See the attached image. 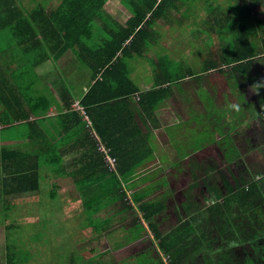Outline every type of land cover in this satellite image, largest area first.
I'll return each mask as SVG.
<instances>
[{"label":"trees","instance_id":"1","mask_svg":"<svg viewBox=\"0 0 264 264\" xmlns=\"http://www.w3.org/2000/svg\"><path fill=\"white\" fill-rule=\"evenodd\" d=\"M104 1L61 0L60 5L53 12L49 13L42 23L50 26H62L64 29L63 37L65 38V43L62 44V51L73 49L76 56L80 52L74 46L79 45L75 44L77 42L73 41L69 28L66 26H70L71 28L75 26L96 28L97 32L95 35L94 33L91 34V40L105 37L104 41H106V44H104L103 49H100L101 47L97 45L96 49L85 50V53L89 54L95 63L93 76L94 74H100V77L94 78L88 92L79 100V105L91 114L95 110H104L106 106H115L114 102L110 104L112 101L121 103L130 100L129 97L135 94L134 96H139L140 99L137 102L138 108L145 115V118L153 121L154 112L158 105L172 94L173 84L179 86V82L186 77L187 71L181 67L178 61H171L167 56H159L157 65L163 80H166L169 84L155 88L156 83L151 82L150 90L141 92L130 77V69L126 64V59L131 56V50L139 51L138 47L141 45V42L146 41L143 34L145 33L146 26L153 24V17L165 9L178 8L179 4L177 1L183 0H160L161 4L158 0H124V4L130 6L133 16L126 21L124 28L117 30L113 29V23L103 15ZM218 1L213 4L216 5L215 8L217 10V13L215 11L214 13H220L221 15L219 14V16L211 20L214 21V24L220 23L226 31L229 53L234 64H229L228 70L223 71L220 68L222 65V60H220L221 64L218 65L217 72L224 74L228 80L232 81L229 84L231 85V89L235 91V89L240 87L239 81L244 78L248 79L251 84L264 78V34L260 39L262 44L260 45L258 43L259 39L250 37V35H256V24L258 21H253L252 16L248 14L252 19L249 26L246 24L249 19L239 20L238 12L234 14V17L227 19L225 8L223 5H219ZM14 2L16 3V0ZM225 3L227 4V2ZM40 4H43L42 0ZM13 5V0H0V51L6 44L10 47L13 45V40L8 41L7 34H5L7 29L4 30L8 25L15 26L17 24L13 23L15 20L12 17L15 14L11 11L20 7L16 3V7L12 9ZM209 6H211V2ZM55 14H58L60 19H55ZM147 14L152 15L148 18ZM227 14L228 16L230 15V13ZM256 15L263 21L264 26V12H258ZM209 17L208 15L207 18L210 20ZM241 17L244 16L241 15ZM20 19L25 20V18ZM52 19L53 21L51 22ZM97 19L103 22L101 28L98 26ZM240 22H242L243 28L240 27L239 30H236L234 27ZM103 27H105L106 32L103 31ZM107 27L112 28L107 29ZM208 35V39L212 40V34ZM79 37L76 36L75 41H78ZM214 40L215 36L212 41ZM101 41L103 40L101 39ZM126 42L127 44H125ZM98 49L101 52H98ZM215 65L213 61L208 60L204 70L215 67ZM254 69L257 71L254 72ZM17 73L21 74L20 71H17ZM200 76L201 74L197 75L198 85L203 91L202 95H204V91L207 89L206 82ZM13 83L16 85L14 89L8 88L4 96L0 93V104L2 102L5 104V107L0 109V206H3V210L0 212V222L4 221V227L8 231L4 245L6 249L5 264H31L32 260H30L29 252H31V249H37L32 247L35 244H28V241L30 243H39V246L48 244L49 239L51 240L55 237L54 233L56 232L58 223L49 215L50 217H33L38 218V220L36 224L28 222V227L22 224L15 228L14 223L17 219L11 220L13 224L6 225V221L9 218L7 211L15 207V205L20 204L22 200L4 202L1 200V196H11L22 192H36L42 184H48L50 187L47 193L50 199L58 197L56 185L53 182L49 183L51 181L49 171L52 163L56 165V160L52 162L51 153L56 154V152H59L60 139L59 137L55 138L51 143V136L39 128V124L41 123L40 117L46 115L48 106L40 107L35 103L37 99L38 102L43 101L47 105L48 102L45 98L28 97L29 93L24 92V88L20 85L19 80L17 81L14 78ZM3 84L5 87L3 89H7L6 83L4 82ZM2 87H0V90ZM31 87L32 84L30 82L28 84V91H30ZM238 91L239 102H244L243 92L240 88ZM14 92L20 93L21 97L17 96ZM262 96H264V88L260 89V94L256 97V99L258 98V103H261L262 99H264ZM24 103H26L25 108L23 107ZM63 105H65L64 101ZM225 106L228 105H220L218 107L220 112L219 119L226 118V114L231 112ZM56 108L62 109L58 105H56ZM253 108L254 103L251 104V112L255 115L256 110ZM241 113L242 111L240 113L234 112V116L230 114L229 118H239L241 120ZM74 115L76 114L74 113ZM215 119L217 118H212L209 121L210 124L213 121L218 122L219 119ZM76 124H79L78 116L76 117ZM209 126L211 127V125H208V127L204 126V129H209ZM95 127L98 129L97 123H95ZM98 132L103 141L107 143L106 145L111 149V154L116 156L118 160V172L106 169L103 159L97 151L96 145L93 143L91 149L95 154L91 155L90 158L93 159L89 161L92 162L96 159L99 161L97 163L94 161L90 165V168L93 171L92 167L99 164V172H81L83 173L81 177H78L76 172L72 173L73 182L77 184L78 199L70 198L66 203L68 210H74V215L67 219H73L74 216L76 218V222L69 228L72 229L71 233L74 235L73 242L76 246H80L83 241L91 237H96L95 234L101 231L105 232L104 237L108 240L105 245L108 243L111 250H107L110 254L107 257H103L104 254L92 249L86 255H90L89 258L84 257L82 254L74 255V252H72L73 255L68 260L70 261L69 264H181L187 259L190 260L185 264H214L212 252L217 249L223 250L238 245L239 236L244 240V233L247 232L245 230H253L252 217L256 213L264 214L262 204L254 206L251 203H246L243 200L249 195L246 194L244 196V191L242 189L237 191L236 188L232 193H221L220 196L223 197V202L221 203L215 200L210 204H196L199 207L197 209L195 206L185 208V211L193 210L192 218L194 223L187 222L183 226H176L171 231H165L154 219L157 214L162 213L166 209L162 201L146 199L138 191L132 192L133 194H131L130 198L126 197L125 188L131 185L129 182L130 176L137 167L146 163L147 159L152 157L150 154L146 155L145 153L146 151H150L146 142L141 139V144L134 147L131 144L122 143L123 138L116 133V129L109 131L107 134H103L101 129ZM140 132L139 130V136L141 137L142 134ZM73 133L77 135L78 132L77 130H70L66 132V137L67 135L73 137ZM64 135L65 133L63 137ZM112 138L118 142L111 141ZM13 140H25V149L23 150L24 145L2 144L3 141ZM109 141L111 142L109 143ZM63 151L64 149L58 154H61ZM95 155H97L96 158H94ZM255 185L256 183L247 185L251 195H253ZM213 193L214 195L216 194L214 190ZM203 201L204 198H202L201 202ZM68 203H70L69 206ZM112 207H116L117 210L107 218L103 219L98 216L97 213L102 212L103 209ZM200 209L203 210L200 211ZM248 212H250L252 222L250 221ZM183 214L187 215L188 213ZM135 215L137 217L134 220L127 221L117 229L110 230V227L114 223ZM33 218L31 217V220H35ZM194 227L199 229L197 235L200 234V237L197 240L200 242H197V245L193 246L190 254L185 256L188 251L187 246L190 243L194 244L195 241H185L184 236L193 231ZM16 229L19 235H15L14 231ZM32 229L36 230L34 234H32ZM253 232V238H255L256 242L253 248L255 256L251 259L249 257H239L240 262H242L240 264H264V223L257 228L256 232L255 230ZM23 233L25 235L24 239ZM40 233L45 236V240L41 238L42 235L37 238ZM156 241L159 242L156 243ZM216 241L219 242L218 245L215 244ZM243 244L248 249L247 245H251V241L244 242ZM151 246H154V248H151ZM38 250L40 249L38 248ZM41 251L47 252L46 249ZM238 251L240 253L244 251L247 254L241 244L238 245ZM21 252L25 254L19 256ZM66 253H60L58 256L54 255V257L52 256L53 258H50V261L57 259L58 264H63L67 258L65 256ZM23 256L25 259H23ZM50 264L53 263L51 262Z\"/></svg>","mask_w":264,"mask_h":264},{"label":"crops","instance_id":"2","mask_svg":"<svg viewBox=\"0 0 264 264\" xmlns=\"http://www.w3.org/2000/svg\"><path fill=\"white\" fill-rule=\"evenodd\" d=\"M51 1L56 3V0ZM58 1L56 5L49 4V6L46 7L40 4L41 0H16L17 6L20 8H15L16 6L14 4L12 9H15L11 12L15 14V16L12 17L13 20H15L13 23L17 24L15 26L8 25L7 28L5 27L4 29H7L5 34H7L8 41L13 40V45L10 47L6 44L0 51V80L2 84L4 82L6 83L7 90L8 88L14 89L16 87L13 83L15 78L17 81H20V85L24 88V92L29 93L28 97H41L45 98L48 102L46 105L43 101L38 102L36 99L37 102L35 104L40 107L48 106L46 115L40 117V130L51 136V143L55 138L59 137L60 139L59 152H56V154L51 153L52 162L56 160V165L52 163L49 171L51 182L54 183V179H56V183L58 184V178L64 177L60 175H65V172H67L66 176L71 178L70 180L77 192V184L73 182L74 179L71 172H79L82 174L81 176H83L81 172H99V164L92 167L94 169L93 171H91L90 168V165L94 161L95 163L99 161L98 159L92 162L89 161L93 159L90 158L91 155L95 154L91 149L93 143L96 145V149L100 153L106 169L108 171L118 172V160L116 156L111 154V149L106 145L107 143L103 141L98 132L101 129L103 134H107L109 131L116 129V133L123 138L121 141L122 143L131 144L135 147L141 144V139H143L146 145H148L150 151H146L145 153L146 155L150 154L152 157L147 159L148 161L146 163L135 169L134 173L130 176V187L125 188L124 184L123 187L126 193L128 189L132 190L133 193L138 191L139 194H143L146 199L152 201L159 200L165 204L166 209L162 213L157 214L154 218L155 221L160 224L157 220V217H160V222H162L160 225L165 231H171L176 226L185 225L187 223L188 214L178 216L179 214L174 213L176 208L180 210L182 200L179 202L170 200L174 192L171 188L166 187V183L165 185L161 184V181L166 179L168 172H180L181 167L179 166L178 169L177 166L181 161L187 159L188 161L202 159L204 154L210 156V160H217L221 169V174L226 177L224 184L226 186H220L217 183V179L211 180L212 183L216 184H212L216 192L213 196L214 201L217 200L218 203H221L223 202V197L220 196L221 193L229 194L234 192L236 188L237 191L242 189L244 191V196L246 194L249 195L243 201L248 204L251 203L254 206L262 204L264 213V120L257 121L256 115L251 112V104L253 103L243 96L245 99L244 102L241 101L243 104L241 120H239V118H229V115H233L234 112H228L226 118L219 119L217 117L219 119L218 122L213 121L212 124H210L209 121L212 120L210 111H213L214 108L212 96L216 97V94L213 93L210 95V90L206 89L204 95H202L203 91L198 85L197 80V75L201 74V72L194 75L195 81L199 87L198 89L195 88V94H198L200 98L198 99L195 97V99L198 102L199 100L204 101V112L200 111L202 110L201 104L199 108L191 109L187 113L183 110L176 109L175 106H170L172 104L170 100L175 98L178 92L182 91V79L178 84L179 86L175 84L172 85V94L158 105L154 112L152 122L145 118V115L138 108L137 102L140 99L139 96H134V94L129 97L130 100L121 103L112 101L110 104L114 102L116 104L115 106H106L104 110H95L94 113L91 114L81 106L84 111V117L90 124V128L87 126L85 130L81 128L79 124L83 121V116L73 107L74 102L79 103V100L88 92L93 84L94 78L100 77V74H94L93 76L95 63L92 61L91 56L85 53V50L96 49L97 45L103 49L106 41H104L105 37H100L98 40H91V34L94 33L95 35L97 32L96 28H91L90 26H75L71 28L70 26H66L69 28L73 41L77 42L75 44L80 46V48L77 45L74 46L80 53L76 56L73 49H65L62 51V44L65 43L63 27L58 25L50 26L42 23L43 19L60 5L61 1ZM258 2L260 4L259 6H261L260 10L264 12V0H258ZM105 10L106 9L103 8V14L106 16ZM55 15L56 18H59L58 14ZM20 18H25V20ZM260 23H262V20ZM98 26L101 28V25ZM125 26L126 25L118 26L113 29L117 30ZM110 28L112 27H107V29ZM102 29L105 31V27ZM76 36H80L78 41H75ZM101 39L103 41H101ZM145 42H147V40L143 43ZM145 47L148 48L149 46L142 45L141 43L138 50ZM131 52V56L126 59V64L130 69V75L132 71H136V69L138 71V65H143L147 68L142 62L136 60V51L131 50ZM162 56H167L168 59L171 60L168 54H163ZM178 62L181 67L187 71L183 61L178 60ZM156 65L157 60L153 66L156 67ZM17 71H20L21 74L17 73ZM148 71L145 76L147 85L140 84V82L136 83L131 76L141 92L150 90L151 82L156 83L155 88L169 84L166 80H163L160 72L154 73L155 69H149ZM188 72L190 73V71ZM188 72L184 79L188 77ZM142 74L144 73L140 75ZM59 81H61V83ZM67 81L69 83H67ZM157 81L160 83H157ZM30 82L32 87L30 91H28V84ZM242 82L239 88L244 94V85H251V83L245 78ZM3 88L5 87H2L0 93L4 91ZM239 88L235 89L234 92H237ZM227 92L228 98L226 101L219 103V105L224 106L236 102V100L231 101L229 98V93L231 92L229 90H227ZM256 97L257 96L254 95V99H256ZM262 98H264V96H262ZM63 101L65 105H63ZM1 104L2 106L0 109L5 107L3 102ZM260 104H264V99H262L261 103L254 104L253 109L259 111ZM23 105L25 108L26 103ZM56 105L62 109L59 110L56 108ZM74 113L76 115H74ZM77 116L79 124H76ZM48 122L51 123L50 126ZM95 123H97L98 129L95 127ZM185 124H188V126L185 133L186 137L184 138L181 135V131L185 129ZM208 125H211V127L209 126L210 128L205 130L204 126L208 127ZM70 130H77V135L73 133V137L69 135L66 137V132ZM139 130L142 134L141 137L139 136ZM253 130H256V132ZM64 133L65 135L63 137ZM92 133L97 138L98 143H101L105 148L99 149V145H97V142L93 139ZM111 141L116 140L112 138ZM111 141H109V143ZM25 143V140L2 142L3 145H24ZM25 147L24 145L23 150ZM63 149L64 151L58 154ZM96 157L97 155L94 156V158ZM173 167L174 169L172 170ZM230 180L232 182H239L241 185H230ZM251 183H256L253 189V195L249 193L247 187V185ZM73 187L68 188L67 193H69V190H72ZM57 191V194H59L60 187L57 188ZM21 194L34 195V192H22ZM74 199L78 198L75 197ZM169 201L173 202L169 204ZM169 210L172 216L169 217L170 221L168 223L166 222V216ZM248 214L252 222L250 212H248ZM252 219L253 230L256 232L257 228L264 223V214L256 213ZM173 221H175L174 224H172ZM192 223H194V221ZM169 224L170 226L168 227ZM193 229L194 230L188 235L184 236L185 241H195L194 244L190 243L187 246L188 251L185 256L190 254L193 246L197 245V242H200L197 240L200 237V234L197 235L199 229L196 227ZM253 230H245L247 232L244 233V240L238 235L239 239L237 243L244 247L247 254L244 251L240 253V250L238 251V245L234 247L230 246L231 248L223 250L217 249L211 254L214 264H240L242 262H240L239 257L253 258L255 256L253 248L256 243L255 238H253ZM248 241H251V245H247V249L246 245L243 243ZM215 244L218 245L219 242L216 241ZM107 252L110 253L109 251H105V253ZM188 260L190 259H187L181 264H185Z\"/></svg>","mask_w":264,"mask_h":264},{"label":"rangeland","instance_id":"3","mask_svg":"<svg viewBox=\"0 0 264 264\" xmlns=\"http://www.w3.org/2000/svg\"><path fill=\"white\" fill-rule=\"evenodd\" d=\"M158 1L161 4L160 0ZM216 1L217 0L177 1L179 4L178 8H170V10L165 9L159 12V14H157L155 17H153V24L150 26H146L145 33L143 34V36L146 37L147 42H141L142 45L149 47L141 49L139 48L140 50L138 52H135L136 60L142 62V64L146 65L148 69L143 65H138V71L136 69V71H132L130 75V77L132 76L136 83L140 82V84L147 85L145 77L147 71L149 69H155L154 73L160 72V69L157 67V65L156 67L153 66L159 56L168 54L173 61H183L184 65L186 66L187 72L190 71V73L188 72V77L181 81L182 91L178 92L176 97L170 100V102L172 103L170 106H175L176 109L183 110L185 113H187L191 109L199 108L201 104L202 110L200 111L204 112V101L199 100V103L195 99V97H197L198 99L200 98L198 94H195V88L198 89L199 87L195 81L194 75L201 72V78L206 81V88L210 90L209 94H216V97L212 96V102L214 105L213 111H210L212 118H217L219 116V110L217 109H219L218 107H220L219 103L226 101V99L228 98L227 90L231 92L229 93V98L231 99V101L236 100L237 102H239V93L234 92L231 89V85L229 84V82L232 81L228 80L224 74H220L217 72L219 68L218 65L221 64L220 60H222V65L220 68H222L223 71H227L228 66L234 63L232 62L229 53L228 35L226 34V31L224 30L223 26L220 25V23L214 24V21L211 20L212 18H216L220 14L214 13V11L217 13V10L215 8L216 5H213ZM58 2V0H56V3L51 0H42V5L48 7L49 4L56 5ZM210 2L211 6H209ZM225 2H227V4ZM13 3L16 6L14 0ZM218 4L223 5V7L225 8L227 19L229 17H234V14L237 12L240 14L241 11L242 13L240 14V16L238 14L239 20H245L246 18H248L249 20H247L248 23L246 24H248L249 26L252 19L248 14L252 16L253 21H258L256 24V35H250V37L259 39L258 43L262 45L260 39L264 34V26L262 24L263 21L262 23H260L261 19H259L256 15L258 12H262L260 10L261 6H259L260 4L258 3V0H219ZM103 7L106 9V17L113 23V27L124 26L126 24V21H128V19L133 16V12L131 11L130 6L124 4V0H105ZM227 13H230V15L228 16ZM151 15L152 14H147L148 18L151 17ZM208 15L210 16L209 18L211 22H209L210 20L207 18ZM241 15L244 17H241ZM55 19L58 18L55 17ZM52 21L53 19L51 20V22ZM97 22L98 25H103V22L101 20L97 19ZM240 27L243 28L242 22L237 23L234 28L236 30H239ZM210 33L212 34L213 39L215 36V42L212 41L213 39H208V34ZM125 44H127V42ZM100 49H98V52H101ZM208 60L213 61L216 65L215 67H211L210 69L208 68V70H204L205 64ZM256 71L257 70L254 69V72ZM141 73H144L145 75H140ZM59 82L61 83V81ZM239 82L241 84L242 80H240ZM67 83L69 82L67 81ZM157 83L160 82L157 81ZM2 86L3 84L0 85V87ZM244 87L245 92L243 96L248 101L254 104H258L257 100L254 99V95L249 93V85L246 84L244 85ZM7 91L8 90L5 89L1 94L4 96L5 92L7 93ZM14 93L17 96L21 97L20 93ZM1 106L2 104H0V107ZM73 107L83 116V121H81L79 124L81 128H83V130H85L87 127L90 128L89 122L84 117V111L81 105H79L78 102H74ZM225 107L227 108V106ZM150 122H152V120ZM50 125L51 123H49V126ZM187 126L188 124H185V129L181 131V135L184 138L186 137L185 133ZM253 131L256 132V130ZM92 137L95 142H97V145H99L98 147L100 150L102 148H105L101 143H98L97 138L93 135V133ZM209 157L210 156L204 154L202 159H196L195 161H188V159L183 160L177 166L178 169L179 166L181 167L180 172H168L166 177L167 182L166 179L161 181V184L165 185L166 183V187L171 188L174 192V194L172 195L173 197L171 196L172 198L170 197V200H174L176 202L182 200L180 210L176 208L174 210V213L179 214L178 216H183V213H188L187 222L191 224H193V218L191 214L193 210L185 211V208L197 206L196 204H210L214 202V189L212 186H210L213 179H217V183L220 186H226L224 185L226 177L221 174L219 163L217 162V160H210ZM174 167L172 168V170L174 169ZM71 173L74 174L75 172ZM66 174L67 172H65V175H60L64 177L58 178V184L56 183V179H54V185H56L55 188L57 189L58 187H60V193L58 194L57 198L50 199V197L48 196L47 191L50 187L48 184H42L40 189L34 192V195H23L21 193H18L11 196H1V200L4 202L12 200H22L20 204L15 205V207L7 211V214H9V218L6 221V225L13 224L11 220L17 219V221L14 223L15 228L19 225L21 226L22 224L28 227V222L36 224L38 218H33L36 216H51L54 218V221L58 223L56 226V232L54 233L55 237H53L51 240L49 239L48 244L39 246V243H30L28 241V244H35V246L32 247H35V249H37H31V252L28 251L30 254V260H32L31 264H50L51 262L53 264H58L57 259L50 261V258H53L54 255L58 256V254L65 252H67L65 254L67 258L65 263L63 264L70 263V261L68 260L73 255L72 252H74V255L82 254L87 258H89L90 256H86L87 253H89L92 249H95L96 252L99 251V253L101 252L102 254H105L104 257H107V255L110 254L108 252L104 253L107 250H111L108 243L107 245H105L106 242H108V240L104 237L105 232L100 231L99 233L95 234L96 237H91L88 240L83 241L80 246H76L73 242L74 235L71 233L72 229L69 228L76 222V218L74 216L73 219H67L68 217L74 215V210H68L66 207V203L70 200V198H77L78 195L70 180L71 178L66 176ZM76 174L78 175V177H81V174H79V172H76ZM230 182V185L236 184L237 186L238 184H240L236 181L232 182L230 180ZM49 183H51V181ZM72 187L73 189L69 190V193H67L68 188ZM131 193L132 190L128 189L126 197L129 198L131 196ZM202 198H204L203 202H201ZM171 202L173 201H169V204ZM69 204L70 203H68V206ZM2 208L3 206H0V212L3 210ZM197 208L199 207H196V209ZM116 210V207L105 208L102 212H99L97 214L99 217L104 219L113 214ZM202 210L203 209H200V211ZM171 216L172 214H170L169 210L168 215L166 216V222L169 223V217ZM31 217L35 220H31ZM136 217L137 215L128 217L126 220L116 222L110 227V230L117 229L122 224L126 223L127 221H132ZM157 220L160 224H162V222H160V217H157ZM174 223L175 221L172 222V224ZM160 224L159 226L161 227ZM169 226L170 224L168 225V227ZM35 232L36 230L32 229V234H34ZM7 233L8 231L4 227V221L0 222V264H5L6 262V249L4 248V245ZM14 233L15 235H19L17 229L14 231ZM29 233L31 234V232ZM41 235L42 234L40 233L37 238ZM24 238L25 235L23 239ZM41 238H44V240L46 239L44 235H42ZM158 242L159 241H156V243ZM154 246H151V248H154ZM38 248L40 250H38ZM44 249H46L47 252L41 251ZM24 254L25 253L21 252L19 253V256H22ZM23 259H25L24 256Z\"/></svg>","mask_w":264,"mask_h":264},{"label":"clouds","instance_id":"4","mask_svg":"<svg viewBox=\"0 0 264 264\" xmlns=\"http://www.w3.org/2000/svg\"><path fill=\"white\" fill-rule=\"evenodd\" d=\"M261 88H264V78H261L260 80L249 85L248 90L250 94L259 96ZM237 92L239 91L237 90ZM227 108L231 112L240 113L243 110V104L240 102H233V103H230L227 106ZM255 115H256L257 121L264 120V104H260V110L256 111Z\"/></svg>","mask_w":264,"mask_h":264}]
</instances>
